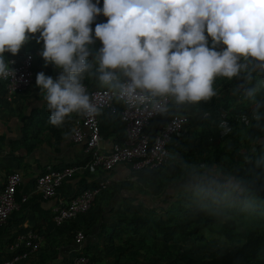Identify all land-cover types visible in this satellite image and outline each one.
<instances>
[{
	"label": "clouds",
	"instance_id": "1",
	"mask_svg": "<svg viewBox=\"0 0 264 264\" xmlns=\"http://www.w3.org/2000/svg\"><path fill=\"white\" fill-rule=\"evenodd\" d=\"M99 3L0 0V81L15 78L14 61L5 53L15 56L37 33L44 66L59 69L56 78L43 71L35 78L49 125L62 129L73 117L99 116L100 93L149 116L185 120V113L219 97L214 84L220 78L234 82L232 95L253 105L250 117L240 120L264 126V0H103L102 8ZM100 15L107 21L93 33L90 25ZM97 40L102 47L95 49ZM89 84L98 91L91 92ZM219 127L223 135L233 130L225 120ZM75 132L73 127L63 135ZM189 168L184 190L210 215L250 204L245 180L206 164Z\"/></svg>",
	"mask_w": 264,
	"mask_h": 264
},
{
	"label": "trees",
	"instance_id": "2",
	"mask_svg": "<svg viewBox=\"0 0 264 264\" xmlns=\"http://www.w3.org/2000/svg\"><path fill=\"white\" fill-rule=\"evenodd\" d=\"M98 6L103 7V0ZM106 21L107 17L103 15L96 17L90 25L93 33L97 23ZM35 36L15 56L5 53L8 60L17 62L31 56L34 77L45 67L40 56L43 43H37ZM93 47H102V42L97 40ZM47 67H51L53 74V65ZM55 74L57 77L59 73ZM233 84L217 79L214 87L219 90V97L208 103L202 102L199 109L188 112L185 134L175 138L169 146L173 158L169 157L166 164L157 170L134 173L133 182L138 185L140 200L136 203L125 201L116 211L114 225L107 230L98 247L100 252L83 250L80 255L88 257L91 264H264V126H249L240 120L242 115L250 117L253 105L242 95H232ZM257 98H260V93ZM3 99L6 100V92L0 83V100ZM170 118L161 117L153 121V133ZM221 120L233 129L228 135L222 134ZM200 164L215 166L221 172L245 180L251 188L250 204L224 208L210 215L186 191L165 202V182L162 183L157 175L164 170L169 173V181L176 182L174 184L183 189L189 166ZM96 185H85L81 192ZM130 188L127 185L122 188L110 186L114 190L113 195ZM106 192L109 191H103L97 197ZM144 197H147L146 203ZM27 203L28 199L22 206ZM84 216L67 222L72 224L70 231L74 234L82 230L76 222ZM21 222L20 219L15 227L20 228ZM6 223H11L10 219ZM19 233L10 235L2 262L11 256L8 247ZM211 235L225 240V244L230 246L226 249L212 248Z\"/></svg>",
	"mask_w": 264,
	"mask_h": 264
},
{
	"label": "crops",
	"instance_id": "3",
	"mask_svg": "<svg viewBox=\"0 0 264 264\" xmlns=\"http://www.w3.org/2000/svg\"><path fill=\"white\" fill-rule=\"evenodd\" d=\"M42 71L53 78H56L55 73H59V69L55 67L52 69L53 74H51V67H43ZM35 78L36 74L31 87L24 93L16 94L9 100L7 98L0 100V191L8 175L12 173L21 175V183L15 195L20 209L9 218L13 225L6 223L0 226V263L7 252L10 235L16 232L23 234L32 230L40 236V246L24 264H66L71 256L83 250L100 252L98 247L107 235V230L114 225L113 218L116 211L125 204V201L136 203L140 200V196L138 185L133 182L134 173L129 165H118L111 172L98 170L94 174H86L87 176L79 171L62 185L55 198L51 200H43L34 192L37 177L47 168L60 170L81 167L89 160L84 144H74L70 137L66 138L63 135L81 118L73 117L62 129L49 125L46 102L43 101L35 85ZM88 87L97 89L92 84ZM185 115H188V112ZM116 117L118 118V113L109 111H103L98 116L101 148L106 152L111 150L113 144L122 142L124 139V127ZM150 127L152 128L150 131L153 132L155 126ZM12 144H14L13 147ZM170 158H173L172 154ZM162 172L157 176L162 183L165 182L164 191L167 190V194L164 201L167 202L170 197L172 199L178 193H184L185 190L180 189L179 184H174L176 182L169 181V173L166 174L164 170ZM103 180H109L112 186L119 185L122 188L127 185L132 189H124L114 195V190L109 189V192L95 199L91 211L76 222L82 226L85 236L79 245L74 240V233L70 231L72 224L59 228L53 225L51 218L54 209L61 202L68 204L74 200L81 193L83 186L90 187ZM22 197L28 199L29 203L25 206H22ZM144 199L146 203L147 197ZM20 219L21 227L17 228L15 226Z\"/></svg>",
	"mask_w": 264,
	"mask_h": 264
},
{
	"label": "built area",
	"instance_id": "4",
	"mask_svg": "<svg viewBox=\"0 0 264 264\" xmlns=\"http://www.w3.org/2000/svg\"><path fill=\"white\" fill-rule=\"evenodd\" d=\"M9 60L14 61L10 66L15 70V78L0 81L4 85L7 100L27 91L34 79L31 56L19 62L14 59ZM90 91L95 93L98 89ZM98 98L101 101L102 112L118 113L119 122L123 125L125 132L123 141L113 144L110 151H104L101 148L102 139L98 116L94 119L81 118L74 124L76 132L70 136V140L74 144H84L89 160L81 167H68L60 170L47 168L37 177L34 184V192L43 200L55 198L62 185L71 180L79 171L90 174L98 170L110 172L120 164L129 165L135 173L157 170L165 165L170 157L169 146L172 145L174 139L181 138L185 132L187 118L173 122L171 117L166 123L159 125L153 133L146 130L153 121L161 118L160 116H149L143 110L127 109L126 106L109 99L103 93H100ZM98 182L95 188L83 190L70 203H59L52 216L53 225L62 227L67 222L88 214L95 198L109 185L108 181ZM20 183L19 173H12L6 178L5 185L0 191V225L5 224L11 214L19 209L15 194ZM26 199L23 197L21 201L25 202ZM74 240L80 245L84 240V233L77 231ZM40 241V236L31 230L18 235L14 243L8 247L11 256L1 264H24L32 254L38 251ZM66 264H91V262L86 257L74 256Z\"/></svg>",
	"mask_w": 264,
	"mask_h": 264
},
{
	"label": "rangeland",
	"instance_id": "5",
	"mask_svg": "<svg viewBox=\"0 0 264 264\" xmlns=\"http://www.w3.org/2000/svg\"><path fill=\"white\" fill-rule=\"evenodd\" d=\"M212 239L211 241V247L212 248H221V249H226L227 246H230L229 244H225V240L217 238L214 235H211ZM188 246H190V243H188Z\"/></svg>",
	"mask_w": 264,
	"mask_h": 264
}]
</instances>
